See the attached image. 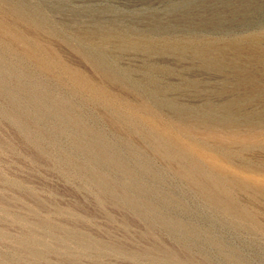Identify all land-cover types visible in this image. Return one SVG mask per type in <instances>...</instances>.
Masks as SVG:
<instances>
[{"label": "rangeland", "instance_id": "374dc122", "mask_svg": "<svg viewBox=\"0 0 264 264\" xmlns=\"http://www.w3.org/2000/svg\"><path fill=\"white\" fill-rule=\"evenodd\" d=\"M263 31L264 0H0V264H264V197L144 120L264 169Z\"/></svg>", "mask_w": 264, "mask_h": 264}, {"label": "bare ground", "instance_id": "6f19581e", "mask_svg": "<svg viewBox=\"0 0 264 264\" xmlns=\"http://www.w3.org/2000/svg\"><path fill=\"white\" fill-rule=\"evenodd\" d=\"M250 42L255 46L256 49L261 48L260 46H261L262 42H264V31L259 36H252L250 38ZM26 49H27V47H26ZM30 51L31 50H28V53ZM65 70L77 84H79L81 86H86V87L93 89V90L95 89L96 92L102 94V92L99 89L95 88L93 85H91L87 81L80 78V76L76 72L68 70V69H65ZM126 111H128V110H126ZM144 120L150 128L161 132V134L163 136H165L166 139L168 140V142H170L172 145H174V146L179 145L181 148H183L185 151H187L191 155H193L196 158L202 160L203 162L209 164L212 168H214L219 173L232 174L234 176V181L236 179L237 183L239 182L240 184H242L244 186H251L253 188L254 192L256 193V195L264 197V181L262 179V174H264V169L261 167V165H259V164L255 165V167L253 168V170L249 174H242V173L236 171V168H235V170H233L231 168L232 165L229 166L230 163H227L226 160H224V158H222L219 154H216L213 151H211L210 149H208L207 146L205 147V145L199 144L196 141H194L190 138H187L188 136L187 137H181V135H180V137H179V135L173 133L172 130H170L166 127L159 126V124L156 122V120H154L152 117H146V118H144ZM229 138H230L231 143H232L234 140L231 137H229ZM234 139H236V138H234ZM241 139H242L241 141H244V142L245 141L251 142L256 148L263 147L264 146V131H262L261 129L255 130V132L252 134L251 138H241ZM171 148H173V147H171Z\"/></svg>", "mask_w": 264, "mask_h": 264}]
</instances>
